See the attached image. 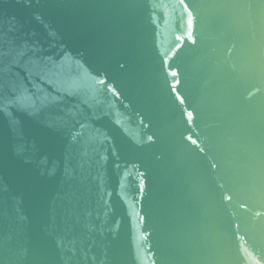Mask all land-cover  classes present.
<instances>
[{
    "label": "water",
    "instance_id": "1",
    "mask_svg": "<svg viewBox=\"0 0 264 264\" xmlns=\"http://www.w3.org/2000/svg\"><path fill=\"white\" fill-rule=\"evenodd\" d=\"M0 264H264V0H0Z\"/></svg>",
    "mask_w": 264,
    "mask_h": 264
},
{
    "label": "snow or ice",
    "instance_id": "2",
    "mask_svg": "<svg viewBox=\"0 0 264 264\" xmlns=\"http://www.w3.org/2000/svg\"><path fill=\"white\" fill-rule=\"evenodd\" d=\"M174 75H175V73H174Z\"/></svg>",
    "mask_w": 264,
    "mask_h": 264
}]
</instances>
